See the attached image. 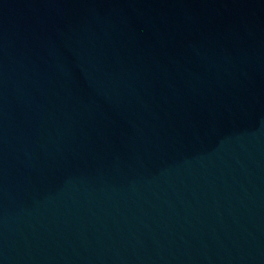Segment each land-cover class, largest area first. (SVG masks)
<instances>
[{
  "label": "water",
  "instance_id": "obj_1",
  "mask_svg": "<svg viewBox=\"0 0 264 264\" xmlns=\"http://www.w3.org/2000/svg\"><path fill=\"white\" fill-rule=\"evenodd\" d=\"M0 264H264V0H0Z\"/></svg>",
  "mask_w": 264,
  "mask_h": 264
}]
</instances>
